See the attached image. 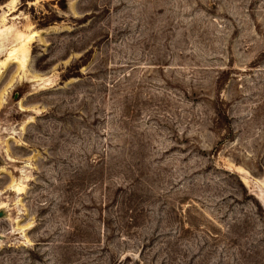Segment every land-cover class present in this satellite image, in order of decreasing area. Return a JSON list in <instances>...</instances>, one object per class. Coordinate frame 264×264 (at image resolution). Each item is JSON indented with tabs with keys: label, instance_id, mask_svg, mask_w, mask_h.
<instances>
[{
	"label": "rangeland",
	"instance_id": "obj_1",
	"mask_svg": "<svg viewBox=\"0 0 264 264\" xmlns=\"http://www.w3.org/2000/svg\"><path fill=\"white\" fill-rule=\"evenodd\" d=\"M0 264H264V0H0Z\"/></svg>",
	"mask_w": 264,
	"mask_h": 264
},
{
	"label": "trees",
	"instance_id": "obj_2",
	"mask_svg": "<svg viewBox=\"0 0 264 264\" xmlns=\"http://www.w3.org/2000/svg\"><path fill=\"white\" fill-rule=\"evenodd\" d=\"M19 94H21V92H19Z\"/></svg>",
	"mask_w": 264,
	"mask_h": 264
}]
</instances>
